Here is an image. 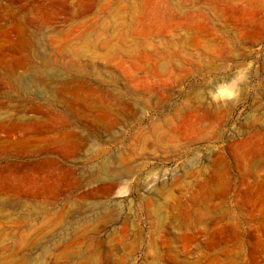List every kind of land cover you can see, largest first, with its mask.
Listing matches in <instances>:
<instances>
[{"label": "rangeland", "instance_id": "obj_1", "mask_svg": "<svg viewBox=\"0 0 264 264\" xmlns=\"http://www.w3.org/2000/svg\"><path fill=\"white\" fill-rule=\"evenodd\" d=\"M0 264H264V0H0Z\"/></svg>", "mask_w": 264, "mask_h": 264}]
</instances>
